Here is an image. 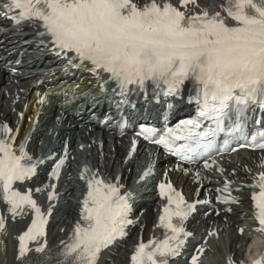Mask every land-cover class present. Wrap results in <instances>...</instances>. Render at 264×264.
<instances>
[{
    "label": "snow or ice",
    "instance_id": "obj_1",
    "mask_svg": "<svg viewBox=\"0 0 264 264\" xmlns=\"http://www.w3.org/2000/svg\"><path fill=\"white\" fill-rule=\"evenodd\" d=\"M179 4L171 0H148L143 5L135 0H0V9L17 26L27 22L41 27L38 35L48 36L52 49L67 58L70 66L88 68L97 76L106 73L108 80H102V86L114 82L122 97L134 91L146 96L151 85L157 98L162 93L183 99L185 83L191 82L195 95L188 99L196 103L195 118L179 121L162 132L148 126L138 132L181 160L193 163L205 153L221 151L217 147L220 137H224L223 150L239 140L244 141L240 147L264 150V130L247 134L250 113L264 110V0H224L222 10L214 13L204 8L188 14L187 6L197 0H179ZM129 103L126 98L119 101ZM13 131L7 122L0 125V201L6 203L13 219L28 211L33 214L30 225L18 237L17 259H23L29 252L42 253L47 247L51 202L58 200V194L56 183L35 188L36 193L50 189V203L44 211L33 197V189L20 191L18 182L36 177L44 158H34L24 143L17 146L18 130L16 135ZM67 155L65 148L62 157H49L55 160L50 179L59 181ZM152 171L149 167L140 179ZM81 179L87 185L81 219L69 240L61 241L57 264H99L101 253L124 238L133 223V193H121L119 178L106 180L98 170L93 173L85 166ZM230 183L217 191L232 192ZM158 187L160 196L167 198L159 217L164 238L141 241L131 264H169L192 235L185 221L196 203H205L187 202L171 182H161ZM250 187L259 189L251 199L258 230L264 231V171ZM217 198L225 203L239 202L231 195ZM5 229L6 219L0 214V233ZM32 241L36 242L34 249L29 247ZM203 252L204 247L199 248L191 264H199ZM229 264H234L231 258ZM253 264H264V257Z\"/></svg>",
    "mask_w": 264,
    "mask_h": 264
},
{
    "label": "bare ground",
    "instance_id": "obj_2",
    "mask_svg": "<svg viewBox=\"0 0 264 264\" xmlns=\"http://www.w3.org/2000/svg\"><path fill=\"white\" fill-rule=\"evenodd\" d=\"M171 1L179 2V0ZM218 4V0H197V4H189L187 6V11L195 13L204 8L218 7ZM20 34L21 31L10 28L6 19H2V21H0V37L3 39V43L0 46V50L11 52L20 47L33 48L34 45L38 44L37 40L34 42L31 41L30 43L29 38L22 37ZM5 84L6 81L0 78V121H14V135H16V130H18V135H16L18 136V142L24 143L25 145L26 143L27 145L31 144L32 148L38 139L47 134L46 124L48 122V117L46 114L41 117L37 116L42 105L41 99L35 101L36 99L34 97L26 96V101L23 105L21 103V97H19L18 99L20 101L15 104L14 100L17 97V93L10 90L9 87L6 89L2 88L1 86ZM63 102L72 103L73 99L64 98ZM52 104L51 98L46 95L43 101V105L45 106L43 109L45 110L47 106H51ZM15 105L16 107L14 108L13 106ZM19 111L23 115L20 114L19 116ZM18 116L19 120L21 119L20 122ZM69 119L70 117L62 119L59 125L60 128L63 125L69 126L66 128L67 132L65 135L69 134L71 136L69 142L72 144L74 150L76 144L77 146L84 144V149L88 152H90L91 148L93 156H95V152L97 153V151L103 153L106 161L105 172L108 175L118 178L121 176L120 173L123 172L122 179H125L126 176L130 179L133 176L137 168L138 159L140 156L145 155L144 148L139 147L134 151L124 137H117L115 142H113L108 133L104 134V141L102 147H100V144L93 135V131L87 133V131L83 130L80 136H76L75 132H73L75 128L72 127L74 122L69 121ZM25 121L27 122L26 127L22 128L21 123ZM72 152L74 154L75 151L71 150V156L73 155ZM94 160L96 161V158ZM79 162L77 158L75 160L70 159L67 163V169L71 170L75 164ZM214 162V166L209 171L204 172L202 169H199L197 172L199 173V177L195 174H191L186 178L181 176L182 174L179 171L172 175L175 180L181 178L178 183L183 185L184 189L190 195L196 196L199 193L198 199H209L208 203L201 206L200 214L193 221L194 231L198 237V240L195 241L194 244L197 245L201 243L203 239L209 236V240L203 245L207 247V254H214L216 256L217 262L215 264H227L229 258L239 261L243 257V249L241 246L245 242H252L250 247L257 248L258 243L261 241L258 237L254 239L251 230H247L241 234L240 229L242 227L246 228V223L251 219L249 195L252 187H250V185L254 183L258 173L264 171V153L239 152L232 156L223 157V159L217 158V161ZM100 163L97 165L93 164V167H99V169L104 172V168ZM219 168H223L224 171L220 170L221 172H219ZM49 173L50 167L43 168L37 179L46 180ZM37 179L33 180V182L36 183ZM70 179L72 178L69 177V182L66 186L73 185ZM226 179L228 182H231L229 186L233 189L232 192H228L226 195L237 197L239 202L224 205L223 208H225L226 211L223 214L215 215L212 207L214 197L216 196L215 191L224 187ZM34 183L30 182L26 190H35V188L39 186H44V183L40 185H35ZM201 184L202 188L199 190L198 187ZM223 193L225 194L226 192ZM153 196L155 197V195ZM160 202L161 199L159 198H156L152 202H143L141 208L144 212H142L140 218L134 215L135 224L132 228L131 236L125 240L121 239L117 241L115 246L104 250L99 264H129V258L132 253L131 245L136 244L140 236L143 235L147 239L151 232H155L156 229L155 227L153 228V226L156 224V215H154L153 211L160 208ZM229 208L231 211H228ZM58 211L59 209H56V212ZM78 217V203L70 202L62 216L58 214L52 217L46 236L48 245L44 252L37 253L33 250L29 256H25L23 259H17L16 237L19 232L25 228L27 221H25V215L15 218L14 220L17 222L18 228L15 231L14 237L10 239V237L6 238L4 235L0 236V247L2 246L7 249L2 264H57L62 249L61 241L67 242L69 240L71 229ZM214 230H216L217 234H222L224 247L217 243ZM40 242L42 243L43 241L41 240ZM1 255L2 253L0 251V258L2 257ZM171 264H187V262L182 261V259H177L172 261Z\"/></svg>",
    "mask_w": 264,
    "mask_h": 264
},
{
    "label": "rangeland",
    "instance_id": "obj_3",
    "mask_svg": "<svg viewBox=\"0 0 264 264\" xmlns=\"http://www.w3.org/2000/svg\"><path fill=\"white\" fill-rule=\"evenodd\" d=\"M221 237H222V236H220V239H219V238H218V239L220 240L219 243H220L221 245H223V242H224L223 240H224V239H223V237H222V238H221ZM219 240H218V241H219ZM223 247H224V245H223ZM0 249H3V247L1 246ZM1 253H2V252H1ZM1 256H2V257L0 258V261H1V264H2L3 261H4L3 258H5L6 255H5V256L1 255ZM211 256H212V258H211L210 261H208L207 264H215V263L217 262V258H216V256H215L214 254H211Z\"/></svg>",
    "mask_w": 264,
    "mask_h": 264
}]
</instances>
